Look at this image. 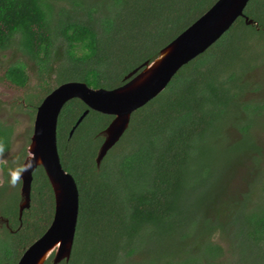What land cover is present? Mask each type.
Returning <instances> with one entry per match:
<instances>
[{
  "label": "trees",
  "instance_id": "obj_1",
  "mask_svg": "<svg viewBox=\"0 0 264 264\" xmlns=\"http://www.w3.org/2000/svg\"><path fill=\"white\" fill-rule=\"evenodd\" d=\"M215 1L0 0V52L24 57L8 63L3 79L27 88L22 99L33 114L66 81L117 87ZM244 13L256 24L238 17L182 65L132 112L98 167L113 116L89 109L70 134L87 106L78 98L63 105L57 149L79 208L70 258L58 264H264V155L255 133L264 121V0H249ZM11 134L0 123L6 150ZM244 158L252 163L240 185L233 172ZM9 166L0 184V263L16 264L51 223L54 197L37 167L19 218L21 181L9 191Z\"/></svg>",
  "mask_w": 264,
  "mask_h": 264
},
{
  "label": "water",
  "instance_id": "obj_2",
  "mask_svg": "<svg viewBox=\"0 0 264 264\" xmlns=\"http://www.w3.org/2000/svg\"><path fill=\"white\" fill-rule=\"evenodd\" d=\"M248 1L216 0L163 46L152 60H146L130 71L125 76L127 80L117 87L93 88L85 82L71 80L59 84L44 96L36 109L27 154L21 163L35 161V166L25 172L21 180L18 211L20 218L23 210L30 207L33 172L40 166L53 192L54 212L47 229L23 251L16 264H44L50 256L52 264H58L68 262L71 255L79 193L74 177L63 168L57 149V121L63 105L78 98L87 106L70 134L89 109L113 116L102 131L104 139L95 157L98 167L128 127L132 112L158 95L182 65L206 50L238 17H243L246 24H256L244 13Z\"/></svg>",
  "mask_w": 264,
  "mask_h": 264
},
{
  "label": "rangeland",
  "instance_id": "obj_3",
  "mask_svg": "<svg viewBox=\"0 0 264 264\" xmlns=\"http://www.w3.org/2000/svg\"><path fill=\"white\" fill-rule=\"evenodd\" d=\"M18 58L24 59V57L17 52L16 49H8L4 52H0V123L5 125H10L12 128V134L9 142V146L5 152V157L3 160H0V184L4 182V171L3 165H9L10 169H14L21 165L26 154L27 147L30 143V137L33 132V121L35 113H31V107L28 106L22 99L23 94L25 93L27 88H19L11 85L6 80L3 79V73L5 71L6 66L11 61H14ZM28 73L30 77L29 84L30 87H35L38 83H40L38 79V73L35 69H28ZM52 83V81L50 82ZM262 122H257L260 124L255 127V133L257 136V143L260 146L261 154L264 155V124ZM229 142L228 137L225 135L220 138V146L217 149L218 153H222L221 150L226 146ZM258 156V155H257ZM261 157V156H260ZM263 162L264 169V158L261 157ZM221 159H219V163ZM252 162L249 159L244 158L242 164L235 166L237 171L233 172L237 184L243 185L241 180L244 177H247L245 173L244 166L247 168ZM224 172L227 174L229 172V168L225 167ZM10 185V190L13 191L15 187ZM19 185V192H20Z\"/></svg>",
  "mask_w": 264,
  "mask_h": 264
},
{
  "label": "clouds",
  "instance_id": "obj_4",
  "mask_svg": "<svg viewBox=\"0 0 264 264\" xmlns=\"http://www.w3.org/2000/svg\"><path fill=\"white\" fill-rule=\"evenodd\" d=\"M6 148L3 143H0V160H3L5 157ZM35 166V161H28L24 164L19 165L14 169H10V184L12 187H15L22 179L25 172H28L33 169Z\"/></svg>",
  "mask_w": 264,
  "mask_h": 264
}]
</instances>
